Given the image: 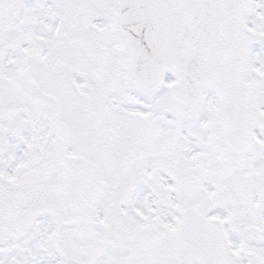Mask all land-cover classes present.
<instances>
[{
    "label": "snow or ice",
    "instance_id": "1",
    "mask_svg": "<svg viewBox=\"0 0 264 264\" xmlns=\"http://www.w3.org/2000/svg\"><path fill=\"white\" fill-rule=\"evenodd\" d=\"M0 264H264V0H0Z\"/></svg>",
    "mask_w": 264,
    "mask_h": 264
}]
</instances>
